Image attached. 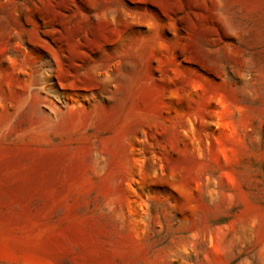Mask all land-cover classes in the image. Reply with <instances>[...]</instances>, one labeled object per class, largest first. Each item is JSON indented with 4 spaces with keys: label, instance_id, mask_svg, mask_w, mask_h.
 <instances>
[{
    "label": "rangeland",
    "instance_id": "rangeland-1",
    "mask_svg": "<svg viewBox=\"0 0 264 264\" xmlns=\"http://www.w3.org/2000/svg\"><path fill=\"white\" fill-rule=\"evenodd\" d=\"M0 264H264V0H0Z\"/></svg>",
    "mask_w": 264,
    "mask_h": 264
}]
</instances>
